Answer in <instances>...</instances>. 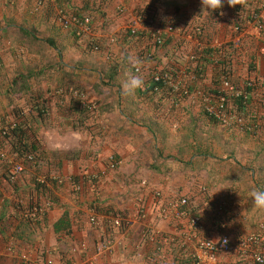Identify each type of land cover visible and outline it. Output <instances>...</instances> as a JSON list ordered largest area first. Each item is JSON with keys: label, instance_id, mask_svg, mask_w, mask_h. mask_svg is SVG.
I'll use <instances>...</instances> for the list:
<instances>
[{"label": "crops", "instance_id": "obj_1", "mask_svg": "<svg viewBox=\"0 0 264 264\" xmlns=\"http://www.w3.org/2000/svg\"><path fill=\"white\" fill-rule=\"evenodd\" d=\"M101 2L45 0L38 5L37 0H0V117L8 113L16 99H24L29 92H34L39 99L44 98L48 113L42 120L36 116L33 124L41 137L38 151H44L37 171L65 179L62 187L51 192L54 200L43 226L20 234L9 231L10 225L0 223L7 230L0 231V264H15L22 252L30 255V264H41L36 258V250L41 248L51 264H89L92 257L105 264H150L152 251L144 241L139 255L133 249L135 243L142 241L143 221L132 223L123 233L117 230L109 236L105 235L108 232L105 230L99 235L90 227L88 205L97 203L103 207L101 211L131 212L137 198L143 197L149 220L157 221L161 230L172 233L176 229L174 223L160 219L151 206L155 189H160L164 196L187 194L194 209L206 208L202 213L207 219L205 204L233 188L234 195L229 198L241 217L232 216V236L250 231L258 221L264 220V210L256 209L249 195L264 186L260 183V171L264 172V168L258 164L260 157H264V133L250 134L225 128L208 118L199 104L166 91L151 93L145 82L156 69L182 67L185 61L178 47L199 51L196 44L174 34L175 26L202 22L208 39L229 42L235 35L230 25L234 13L248 11L260 0H248L247 7H232L224 0L221 9L224 15L218 16L216 10L204 9L202 0ZM150 2L156 3L154 19L164 40L159 47L153 42L151 29L143 26L137 34L127 29L134 11ZM67 4L78 12L90 14L94 26L92 38L99 44L98 51H89L88 37L77 38L72 31L63 28L55 34L53 25H59L54 16L55 6ZM120 6L124 9L118 10ZM25 27L32 32L44 29L45 38L35 32L28 39L27 33H19V28L25 30ZM111 34L116 36L113 44L106 39ZM31 39L36 43H30ZM54 40L61 42L58 54L52 49L56 47ZM255 46L250 47V54L255 58L251 73L264 82V56L253 53ZM153 49L155 52L147 58V52ZM207 49L214 54L217 52V48L203 50ZM200 52L205 54V51ZM214 54L206 57L201 88H210L219 77L218 67L212 62ZM25 55L40 64L37 69L30 62L29 66L23 65L20 58ZM129 57L142 62L141 73L130 71ZM245 62L239 64L241 67L234 74L237 78L245 76ZM28 69L34 72L28 92H23L22 96L10 94L8 89L13 78ZM129 75L141 77L144 88L126 93L122 86ZM107 76H112L110 84L98 81L99 77L106 81ZM59 87L81 89L97 102L94 113L87 116L69 110L67 97L57 96L55 92ZM59 99L63 101L61 105H57ZM110 157L116 162L114 168L109 167ZM85 177L81 190H74L72 181L79 182ZM142 179L147 181L144 189L139 183ZM201 186L206 187L205 194L201 193ZM6 190V198L10 200V192ZM62 216L66 226L54 231V224ZM98 220L105 223L103 218ZM209 224L205 220V225ZM105 236L116 241L113 251L94 254L99 240ZM11 242L15 243L13 250L6 247ZM81 243H85V249ZM77 247L81 253L76 252ZM181 253L177 248L173 250L175 256Z\"/></svg>", "mask_w": 264, "mask_h": 264}, {"label": "built area", "instance_id": "obj_2", "mask_svg": "<svg viewBox=\"0 0 264 264\" xmlns=\"http://www.w3.org/2000/svg\"><path fill=\"white\" fill-rule=\"evenodd\" d=\"M44 1L37 0V4L42 5ZM68 6L67 4L56 7L54 16L57 23L61 28L72 31L77 38H90L88 44L91 50L98 51L99 44L92 38L94 26L90 14L78 12ZM122 9L124 8L120 6L118 10ZM221 11L217 9L215 15H220ZM230 25L235 35L232 40L225 43L217 39H208L202 22L175 26L174 34H178L186 42L196 44L199 51H186L183 46L178 47L180 50L178 52L185 62L179 70L165 68L154 70L151 74L156 82L153 91L161 94L165 89L164 91L175 97L188 98L191 103L199 104L208 118L225 128H234L233 130L250 134L264 133V82L260 76L248 73L247 69L248 65L255 61L250 54L252 45H256L253 53L264 56V0H260L248 11L237 10L230 20ZM143 26L152 30L155 44L163 43L161 30L157 27L154 17L147 12L134 11L127 25L128 31L131 34H137L144 28ZM106 39L109 44L116 42L114 34L107 35ZM205 48H217L215 54L212 52L216 58H213L212 62L224 69V74L218 75L217 81L208 89L201 88L199 85L205 78L204 76L199 78L204 68L203 53L200 51L203 52ZM221 55L225 59L222 60V65L218 63V57L220 58ZM244 61H246L245 76L237 78L234 74L241 67L239 64ZM132 68L136 74L142 72L141 65L139 71L133 66ZM68 91L88 111L96 110L97 102L88 98L83 91L79 92L72 88ZM55 92L65 93L63 88H57ZM17 126L19 121L9 115L0 117V161L4 164V173H6L4 182L13 183L23 173L30 172L34 174L35 181L43 187L50 188L53 180L59 184L62 183L63 180L59 176L37 171L35 164L37 153L28 152L16 157L6 151L1 138ZM115 165L114 158L110 157L109 167L114 168ZM139 183L143 189L147 185L145 179L140 180ZM81 188L82 183L73 182V189L79 191ZM200 191L205 194L206 187L201 186ZM7 194L0 178V203L4 201ZM233 195L234 189L228 188L220 198L208 201L209 205L207 203L205 205L208 207V213L210 211V216L206 214V219L202 213V210L206 208L203 206L202 209H194L187 194L164 196L160 189L153 190L151 206L160 219L174 223L176 229L172 233L164 232L157 226V221L153 223L152 219L149 220V210L143 197L137 198L135 208L131 212L123 209L100 211L91 207L89 208L90 221L97 224L98 218H103L107 228H114L121 233L125 232L132 223L143 221L142 241L135 243L133 249L138 251L139 255V249L144 246L142 244L144 241L151 248L152 256L158 258L157 260L164 258L168 264H264V220L258 221L254 229L232 236L230 229L233 217H241V213L236 207L234 208L229 198ZM18 203L21 206V215L31 220L43 217L53 204L47 197L41 201L34 195L28 199L20 197ZM205 220H208L210 224L205 225ZM105 237L99 240L94 254L113 251L116 241L108 236ZM80 245L85 249V243ZM176 248L182 253L175 256L173 250ZM8 249L13 250L11 243ZM43 254L40 263L51 264L52 261L45 256L44 251ZM167 254H171V257ZM30 263L28 254L22 252L15 264ZM89 264L105 263L98 262L92 257L89 259Z\"/></svg>", "mask_w": 264, "mask_h": 264}, {"label": "trees", "instance_id": "obj_3", "mask_svg": "<svg viewBox=\"0 0 264 264\" xmlns=\"http://www.w3.org/2000/svg\"><path fill=\"white\" fill-rule=\"evenodd\" d=\"M101 1H104V0H99L100 3H102ZM155 4H156L155 2H152V3L150 2L147 5L138 7L136 11L147 12L152 17H154L156 14V10L154 8L156 6ZM180 25H184V24H180ZM22 32L27 33L25 30L19 28V33H22ZM128 34L133 37V35H131L130 33H128ZM156 46L159 47L161 45L158 46L156 44ZM204 51H205V54L203 53L204 58L202 56L203 63H205L206 57L209 56L212 52H214L211 49H207ZM154 52H155L154 49H153V51L152 50L148 51L146 57L147 58L151 57ZM222 60H225V59L221 55V57L218 58V63H220L221 65L223 63ZM251 65L252 64H249L247 67L248 73L252 72V66ZM216 66L218 67L217 73L219 75L224 74V72H223L224 69L219 67V65H216ZM204 70H205L204 68H203V70H201L202 73L200 72L201 76H199V78L205 76ZM130 71L132 73H135L132 66H131ZM151 74H149L148 78L145 79V82H147V84H148L146 88L151 93L155 94L156 92L153 91V87L156 85V82H154V80L152 79ZM33 75H34V72L29 70V69L24 73L22 72V73H19L18 75H16L13 78V80L11 81V85L8 89L10 91V94L20 93L19 95L22 96L23 92H25V91L28 92V89L30 86L29 82H30L31 77ZM112 76H109V77L107 76L106 81H105L104 77H99L98 81H100V83L108 85L111 83ZM213 82L215 83L214 80H213ZM59 88H63V91L65 93L64 94L59 93L57 96H66L67 97V100L70 103L69 110L74 109L75 112H77V113L82 112L83 114H87V116L92 115L94 113V111L93 112L88 111L86 108H84L80 104V102L75 97H73L71 95V93H69L68 90L71 88H68V87H59ZM72 89H76L79 92H82L81 89L76 88V87H72ZM164 90L165 89H163V91ZM27 92H25V93H27ZM16 100L17 101L13 102V104L8 109V113H6V114L9 115L11 118L18 120L19 126H17L15 129H12L11 131L8 132L7 135L2 137L1 143L7 152H9L10 154H12L16 157L23 156L24 154H26L28 152L37 153V156L35 159V164L37 165L36 168L38 169L41 166V163L43 162L41 158L44 154L43 153L44 151L43 150L38 151L39 145L41 144V137L38 136L39 134H38L36 128L33 127V124H34V122H36V120L38 118H41V120H42L43 117L48 113V105H47L46 100L44 98L39 99L37 97V95L34 94V92H29L28 96L27 97L25 96L24 99L19 98ZM59 100L60 101L57 102V105H61L63 103V101L61 99H59ZM203 113H204V111H203ZM36 116H37V119L35 118ZM260 158L261 159L258 161L259 167L264 168V157L262 156ZM5 177H6V173H4V164L0 161V178L2 179V183L5 185V188L9 190L10 195H11L10 200H8V198H9L8 197V198H5L2 203H0V223H3V224L6 223V224L10 225L9 231L15 230L16 233H20V234L21 233L27 234L29 231H34L36 228L38 229L41 226H43L46 214L43 217H38V218L33 219V220L28 219V218H24L21 215V211H20L21 206L18 203V199L20 197H23V198L26 197L28 199L30 196L34 195V196L38 197V200L40 198L41 201L47 197V199H49L53 203L54 199H53V194L51 192H53L52 191L53 189H56L58 187H62L65 179H63L62 183H60V184L57 183L56 180H53L51 187L48 188V187H43L42 185L38 184L35 181L34 174L30 173V172L23 173L13 183L4 182ZM83 180L84 179L82 178V180L79 181L80 183H82V187H83V182H84ZM260 183H261V185L264 184V172L263 171H260ZM71 185L73 187V181H72ZM261 187H263V188H261V190H264V186H261ZM88 206H89V208L92 207V208H95V209L100 210V211H101V207H102L97 203H91ZM208 215L210 216V211H209ZM63 226L64 227L66 226L65 221H64V216H62L60 219H58V221L54 224V231L59 230V228H61ZM90 227L93 230H95L99 235L103 234L105 230L108 231L107 233H105V235H109V236L112 235L111 234L112 232L117 231L114 228H111V229L107 228V226L105 224H103L102 221L101 222L99 221L97 224H94V225L91 223ZM0 231L2 233V232L7 231V230L4 229V226L0 225ZM7 234H11V233H7ZM9 245H10V243H8L6 247L8 248ZM11 246L14 248L15 243L11 242ZM77 251L81 253V250L78 247H77L76 252ZM28 256L30 257L29 254H28ZM43 256H44V254H43L42 248L36 250V258L38 259L39 262L42 261ZM149 258H150V260H149L150 264H168V262L164 258L157 260L158 258H156L155 256H152L151 254H149ZM169 260H170V258H169Z\"/></svg>", "mask_w": 264, "mask_h": 264}, {"label": "clouds", "instance_id": "obj_4", "mask_svg": "<svg viewBox=\"0 0 264 264\" xmlns=\"http://www.w3.org/2000/svg\"><path fill=\"white\" fill-rule=\"evenodd\" d=\"M228 5L235 7L240 5L242 7H247L248 0H227ZM204 9H211L213 11L217 9H222L224 7V0H202ZM220 15H224V12L221 11ZM129 63L139 71L141 61L138 59H133L129 57ZM145 86L144 80L139 76L129 75L127 82L123 84V90L128 93H134L137 89H143ZM250 197L253 200V205L256 209L264 210V190H253L249 193Z\"/></svg>", "mask_w": 264, "mask_h": 264}, {"label": "rangeland", "instance_id": "obj_5", "mask_svg": "<svg viewBox=\"0 0 264 264\" xmlns=\"http://www.w3.org/2000/svg\"><path fill=\"white\" fill-rule=\"evenodd\" d=\"M55 2V1H54ZM66 3H67V0H66ZM63 6V5H62ZM55 8H56V6H55ZM53 27L54 28H56V30L55 31H57V32H55V34H58L59 32H61V26L60 25H56L55 23H54V25H53ZM25 30H26V32H27V35H28V39H29V37H31V36H34L35 35V32H37L39 35H42V36H40V38H45V31H44V29H41L40 31L38 30V31H35V32H32V31H28V29L25 27ZM24 34H26L25 32H24ZM32 41H33V39H31L30 40V43H32ZM26 43H28V41H25ZM54 42L56 43V47L55 48H53L52 47V49H53V51L55 52L56 51V53L58 54V52H57V47L58 46H60L61 45V42H59L58 40H54ZM33 43H36V42H33ZM32 43V44H33ZM42 43V42H41ZM41 43H39V46H40V44ZM61 48V47H60ZM89 48H90V50L89 51H91V47L89 46ZM90 57H91V55L90 54H88V60H90ZM21 59V62L22 63H24L23 65L25 66V65H28L29 66V64L31 63L32 64V66H34V68H36L37 69V66L38 65H40V64H36L35 62H34V60H32V57H28L27 55H25V56H23L22 58H20ZM30 62V63H29ZM31 66V65H30Z\"/></svg>", "mask_w": 264, "mask_h": 264}]
</instances>
